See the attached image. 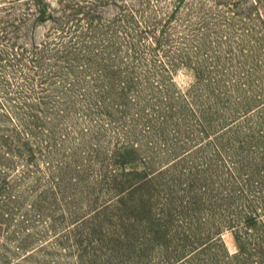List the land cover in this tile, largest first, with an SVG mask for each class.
Listing matches in <instances>:
<instances>
[{
    "label": "rangeland",
    "instance_id": "rangeland-1",
    "mask_svg": "<svg viewBox=\"0 0 264 264\" xmlns=\"http://www.w3.org/2000/svg\"><path fill=\"white\" fill-rule=\"evenodd\" d=\"M0 264H264V0H0Z\"/></svg>",
    "mask_w": 264,
    "mask_h": 264
}]
</instances>
